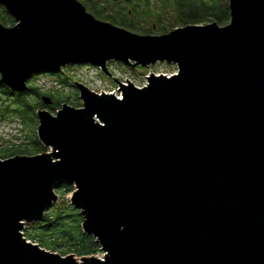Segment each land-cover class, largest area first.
I'll list each match as a JSON object with an SVG mask.
<instances>
[{
    "label": "water",
    "instance_id": "1",
    "mask_svg": "<svg viewBox=\"0 0 264 264\" xmlns=\"http://www.w3.org/2000/svg\"><path fill=\"white\" fill-rule=\"evenodd\" d=\"M228 1L227 26L142 36L77 0H0L16 22L0 23V84L14 93L68 66L178 69L143 89L116 81L122 99L76 84L82 108L37 113L52 153L0 160V264H264V0ZM61 183L103 258L24 238Z\"/></svg>",
    "mask_w": 264,
    "mask_h": 264
},
{
    "label": "trees",
    "instance_id": "2",
    "mask_svg": "<svg viewBox=\"0 0 264 264\" xmlns=\"http://www.w3.org/2000/svg\"><path fill=\"white\" fill-rule=\"evenodd\" d=\"M80 2L94 18L110 23L116 27L126 29L134 34L166 35L169 32L188 26H206L216 23L220 27L227 26L231 21V10L228 0H82ZM0 23L5 27L15 26V20L0 5ZM167 26H170L167 29ZM61 78L60 84L69 85V80ZM2 94L12 103L0 109V116L6 118L13 114L24 125L38 124L36 114L39 109L59 111L64 105L74 104L70 96L47 94L52 104L45 107L40 100L42 93L37 88L28 87L25 93L16 94L0 84ZM36 101L31 98L33 94ZM78 96V93L76 92ZM80 107V105H79ZM44 152V148L36 136L33 143H28L19 149L3 151L0 160H7L17 156H36ZM57 190L63 196L73 193V185L61 183ZM84 218L73 206L53 207L41 222L29 225L31 230L24 237L35 241L41 248L50 252H58L63 256L93 257L100 253V246L92 236L83 233Z\"/></svg>",
    "mask_w": 264,
    "mask_h": 264
},
{
    "label": "rangeland",
    "instance_id": "3",
    "mask_svg": "<svg viewBox=\"0 0 264 264\" xmlns=\"http://www.w3.org/2000/svg\"><path fill=\"white\" fill-rule=\"evenodd\" d=\"M77 1L83 2L82 0H77ZM228 24H230V22ZM169 27L170 26H167V29ZM107 69H108V73L112 76L114 80L109 76H106L102 71L90 65H79V66H68L57 74V75L61 74L60 76L62 78L68 79L69 85L65 84L61 86L60 77H57L56 75H52L51 73H41L34 75L29 80L28 87L37 88L40 90V92L42 93V96L40 97L41 101L42 98L44 97L49 98L47 94H54L56 96L57 95L70 96L74 106L70 104L69 106L76 109H80L83 107V102L80 98V94L77 88L75 87L76 84H83L85 87L89 88V90L95 93L106 92L107 94H114V93H119L120 86L117 84V82L121 84H125V83L127 84L128 82H130L133 85H135L137 88H143L148 84V78L150 77L151 74H155L156 76H158L157 74L159 73L172 74L177 71V67L174 65L157 64L156 66H152L149 69H143V68L131 69L116 62L109 63L107 65ZM76 92L78 93V96L76 95ZM31 99L33 101H36L38 97L34 93ZM11 103L12 102L2 94V90L0 89V109H4L7 106H10ZM42 110H48L53 115H56V113L58 112V111L54 112L48 108L39 109V111ZM6 116H7L6 118L0 116V156L4 154L3 151L7 152L8 150H13L15 148L19 149L28 143L31 144L34 142L36 136L38 137L39 124L29 123L24 125V123L19 118H16L13 114H8ZM43 148H44V152L38 155H42L44 153H52V150L50 148H46L45 146H43ZM73 189H74L73 191L74 193L75 192L74 186ZM73 193L63 196L61 192H59L56 189L58 202L53 207L64 208L71 205V198ZM29 225L31 224L25 225L23 231L24 235L31 233L30 232L31 227ZM24 238L27 239L26 237ZM28 242L37 244L35 241H31V240H28ZM62 251L63 250L55 253L59 256L67 257V256H63V254L61 253ZM104 255L105 254L100 250V253L97 256H93V257L103 258ZM69 256H74V255H69ZM76 258L78 260L81 259L80 257H76Z\"/></svg>",
    "mask_w": 264,
    "mask_h": 264
},
{
    "label": "built area",
    "instance_id": "4",
    "mask_svg": "<svg viewBox=\"0 0 264 264\" xmlns=\"http://www.w3.org/2000/svg\"><path fill=\"white\" fill-rule=\"evenodd\" d=\"M99 70V69H98ZM158 76H160V75H163V76H165V77H167V78H171V77H173L174 75H177V71L175 72V73H172V74H169V73H159V74H157ZM130 83V82H129ZM132 84V83H131ZM124 85H128V83L126 84H124ZM105 93V92H104ZM98 94H103L102 92L101 93H98ZM105 94H107V93H105ZM109 95H116V97L117 98H119V99H122V94H121V90L119 89V93H114V94H109Z\"/></svg>",
    "mask_w": 264,
    "mask_h": 264
},
{
    "label": "bare ground",
    "instance_id": "5",
    "mask_svg": "<svg viewBox=\"0 0 264 264\" xmlns=\"http://www.w3.org/2000/svg\"><path fill=\"white\" fill-rule=\"evenodd\" d=\"M150 68H151V67H150ZM99 70H100V69H99ZM100 71H101V70H100ZM177 74H178V69H177ZM151 75H152V74H151ZM151 75H150V76H151ZM154 75H155V74H154ZM155 76H156V75H155ZM158 77H159V76H158ZM117 84H118V83H117ZM120 84H121V83H120ZM82 85H83V84H82ZM118 85H119V84H118ZM147 85H148V84H147ZM147 85H146V86H147ZM134 86H135V85H134ZM146 86H145V87H146ZM75 87H76V85H75ZM135 87H136V86H135ZM143 88H144V87H143ZM143 88H139V89H143ZM88 89H89V88H88ZM90 91H91V90H90ZM94 93H95V92H94ZM105 93H106V92H105ZM105 93L103 92V94H105ZM96 94H98V93H96ZM98 95H101V94H98ZM107 95H109V94H107ZM118 99H119V98H118Z\"/></svg>",
    "mask_w": 264,
    "mask_h": 264
},
{
    "label": "flooded vegetation",
    "instance_id": "6",
    "mask_svg": "<svg viewBox=\"0 0 264 264\" xmlns=\"http://www.w3.org/2000/svg\"><path fill=\"white\" fill-rule=\"evenodd\" d=\"M14 27V26H13ZM10 28V27H9ZM1 78V77H0Z\"/></svg>",
    "mask_w": 264,
    "mask_h": 264
}]
</instances>
